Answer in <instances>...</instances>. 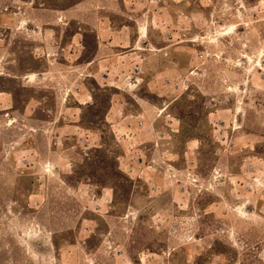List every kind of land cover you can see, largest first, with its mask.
Masks as SVG:
<instances>
[{"label":"rangeland","instance_id":"1","mask_svg":"<svg viewBox=\"0 0 264 264\" xmlns=\"http://www.w3.org/2000/svg\"><path fill=\"white\" fill-rule=\"evenodd\" d=\"M0 264H264V0H0Z\"/></svg>","mask_w":264,"mask_h":264},{"label":"crops","instance_id":"2","mask_svg":"<svg viewBox=\"0 0 264 264\" xmlns=\"http://www.w3.org/2000/svg\"><path fill=\"white\" fill-rule=\"evenodd\" d=\"M123 32H124V28L121 30L114 31V35L110 32V34H108L109 36L103 40L102 44L104 46L101 45V48L99 46L98 52L100 53V49H101V51L103 50L105 53H109L110 55L113 53L115 55V58L117 57L118 59H123L125 56L128 55H132V57L139 56L141 54L144 55L145 54L144 51L138 47L139 46L138 44H144V45L152 44V41L149 38L148 39L146 38V40H144V38L141 37V41H140V37L136 40H134L132 36L120 37L121 33ZM106 42H109L110 44L109 48H107ZM105 73L108 74V72ZM156 73H159V71H157ZM95 75L96 72H94V76ZM149 83L150 82H148V84Z\"/></svg>","mask_w":264,"mask_h":264},{"label":"bare ground","instance_id":"3","mask_svg":"<svg viewBox=\"0 0 264 264\" xmlns=\"http://www.w3.org/2000/svg\"><path fill=\"white\" fill-rule=\"evenodd\" d=\"M80 95H81V94H78V93H77V95H76V96H80Z\"/></svg>","mask_w":264,"mask_h":264},{"label":"built area","instance_id":"4","mask_svg":"<svg viewBox=\"0 0 264 264\" xmlns=\"http://www.w3.org/2000/svg\"><path fill=\"white\" fill-rule=\"evenodd\" d=\"M136 68H138V67H136Z\"/></svg>","mask_w":264,"mask_h":264}]
</instances>
